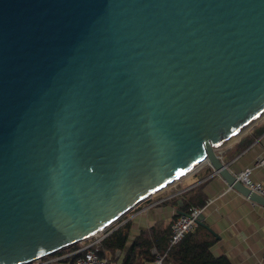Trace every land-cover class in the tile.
I'll return each mask as SVG.
<instances>
[{
  "label": "water",
  "instance_id": "water-1",
  "mask_svg": "<svg viewBox=\"0 0 264 264\" xmlns=\"http://www.w3.org/2000/svg\"><path fill=\"white\" fill-rule=\"evenodd\" d=\"M264 118V0H0V264L104 232ZM184 214V213H182Z\"/></svg>",
  "mask_w": 264,
  "mask_h": 264
},
{
  "label": "crops",
  "instance_id": "crops-1",
  "mask_svg": "<svg viewBox=\"0 0 264 264\" xmlns=\"http://www.w3.org/2000/svg\"><path fill=\"white\" fill-rule=\"evenodd\" d=\"M263 129L264 119L221 149L223 161L229 165L234 175L254 168L259 159H264V132L258 136ZM252 177L256 181H264V167L254 169ZM197 189L201 190L202 201L204 200L201 207L203 208L201 224L195 232L188 236L191 237L190 240L195 239L201 242L212 239L213 243L209 248L210 255L201 258L198 250L187 251L191 248L190 245L179 247L180 243L170 247L168 241L169 247L166 254L173 248L177 251L171 259L167 260L166 264H185L180 261L185 254H187L186 260L189 264H264V207L229 187L226 181L215 174L209 165L186 175L176 185L150 198L148 216L141 221L148 222V229L162 223L170 230L171 222L182 212L177 209L179 204L171 205L166 201L174 197L177 199L184 197L185 194L190 195ZM119 227H115L110 232L112 233ZM141 229L132 222L128 247L125 249L105 247V258L117 264H124L127 250ZM104 239L97 244L99 251L103 248ZM95 241V237L90 240V242ZM161 249H163L162 246ZM153 250L156 249H152L150 256H153ZM166 254L163 255L167 256ZM71 255L72 253H65L62 256L52 257L46 262L47 264H71ZM150 256L148 260L141 256L136 264H150L154 259V256L152 259ZM67 258L70 259L67 260Z\"/></svg>",
  "mask_w": 264,
  "mask_h": 264
},
{
  "label": "trees",
  "instance_id": "trees-1",
  "mask_svg": "<svg viewBox=\"0 0 264 264\" xmlns=\"http://www.w3.org/2000/svg\"><path fill=\"white\" fill-rule=\"evenodd\" d=\"M264 132V129L261 130L258 134L260 136ZM202 194L201 190L197 189L195 190L192 194L188 195L185 194L184 197H177L172 198L171 200L166 201L167 204L171 205H178L177 209L186 214L190 211L192 207H202L203 202L202 201ZM165 203V204H166ZM131 228H132V222L128 221L125 224L121 225L118 229L110 233L103 241V248L99 251V256L100 257H105V247L116 249V248H121L125 249L128 247L129 243V237L131 235ZM171 229L165 227L162 223L156 224L154 227L148 229V228H143L140 230V232L136 235V237L133 239L131 242V245L129 246L127 253H126V258H125V263L124 264H136V261L143 256L148 260L149 256L152 255V249L155 248L160 252L161 254H166L167 249L170 244V236H171ZM191 237L187 236L179 245V247H182L184 245H190L191 248L187 251H195L198 250L200 253L201 258H205L206 256H209V248L213 243L212 239H207L204 242L198 241V240H190ZM169 241V244H168ZM79 245V244H76ZM76 245H73L69 248H66L64 250H61L53 255H50L42 261H47L52 257L55 256H62L65 254V250H70V253L76 252L79 249H81V246L77 247ZM161 246L163 249H161ZM173 248L171 251H169L166 255L165 262L166 264L168 259H171L177 249ZM187 254L184 255V257L180 260L182 263L189 264L188 261L186 260ZM77 257V255H72L71 259L74 260ZM151 259L153 256H150ZM70 258H67L69 260ZM209 264V263H208Z\"/></svg>",
  "mask_w": 264,
  "mask_h": 264
},
{
  "label": "built area",
  "instance_id": "built-area-1",
  "mask_svg": "<svg viewBox=\"0 0 264 264\" xmlns=\"http://www.w3.org/2000/svg\"><path fill=\"white\" fill-rule=\"evenodd\" d=\"M220 152L222 154V151ZM259 167H264L263 158L257 161L254 168L246 169L241 173L236 174L235 176L241 183H243L252 192L257 193L264 197V181H256L252 177L253 170ZM174 185H176V183ZM137 207H135L134 209H136ZM202 213H203V208L192 207L188 213L178 215L173 219V221L170 224V228H171L170 247H174L180 244L189 234L195 232L196 229L199 228L201 224ZM263 214H264V208H263ZM128 221L130 220L129 219L122 220L121 225L125 224ZM110 233L111 232L108 231L102 237H98L99 234L94 236L96 239L95 242H90L91 238L84 241L82 243L83 247H81V249H79L78 251L72 253V255H77V257L74 260L71 259L70 263L71 264H117L116 262H112L108 258L99 256V250L97 244H99ZM153 256L154 259L153 261H151L150 264H164L166 258L165 255L159 253L156 250H153ZM31 264H47V262L38 260Z\"/></svg>",
  "mask_w": 264,
  "mask_h": 264
},
{
  "label": "rangeland",
  "instance_id": "rangeland-1",
  "mask_svg": "<svg viewBox=\"0 0 264 264\" xmlns=\"http://www.w3.org/2000/svg\"><path fill=\"white\" fill-rule=\"evenodd\" d=\"M145 216H148V200H146L145 202L141 203L136 209H134L129 214H127L126 216H124L122 219H120L119 221H117L115 224H113L107 230H105L104 232L100 233L98 235V237H102L108 231L114 229L115 227H118L121 224L122 220H128L129 219L130 221H132L133 223H135V226L136 227L138 225V228L139 229H141L143 227H147L148 226V222H142L141 221ZM76 246L77 247L82 246V243H79V245H76ZM65 251H66L65 253H70L69 252L70 250H65Z\"/></svg>",
  "mask_w": 264,
  "mask_h": 264
},
{
  "label": "bare ground",
  "instance_id": "bare-ground-1",
  "mask_svg": "<svg viewBox=\"0 0 264 264\" xmlns=\"http://www.w3.org/2000/svg\"><path fill=\"white\" fill-rule=\"evenodd\" d=\"M238 139V138H237ZM236 140V139H235Z\"/></svg>",
  "mask_w": 264,
  "mask_h": 264
}]
</instances>
